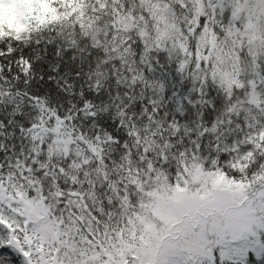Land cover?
<instances>
[{"label": "snow or ice", "instance_id": "snow-or-ice-1", "mask_svg": "<svg viewBox=\"0 0 264 264\" xmlns=\"http://www.w3.org/2000/svg\"><path fill=\"white\" fill-rule=\"evenodd\" d=\"M0 264H264V0H0Z\"/></svg>", "mask_w": 264, "mask_h": 264}]
</instances>
